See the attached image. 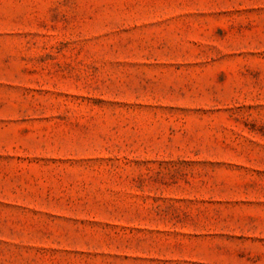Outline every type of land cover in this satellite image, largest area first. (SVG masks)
<instances>
[{
  "label": "rangeland",
  "instance_id": "374dc122",
  "mask_svg": "<svg viewBox=\"0 0 264 264\" xmlns=\"http://www.w3.org/2000/svg\"><path fill=\"white\" fill-rule=\"evenodd\" d=\"M0 264H264V0H0Z\"/></svg>",
  "mask_w": 264,
  "mask_h": 264
}]
</instances>
